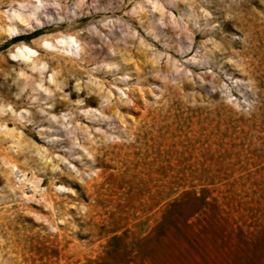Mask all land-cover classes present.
I'll list each match as a JSON object with an SVG mask.
<instances>
[{
	"label": "rangeland",
	"instance_id": "obj_1",
	"mask_svg": "<svg viewBox=\"0 0 264 264\" xmlns=\"http://www.w3.org/2000/svg\"><path fill=\"white\" fill-rule=\"evenodd\" d=\"M31 1L39 22L27 18L22 39L0 32V125L23 144L16 155V140L0 129V148L14 143L17 161L12 168L0 162V264H206L190 260L199 249L192 243L180 240L177 255L162 240L165 214L179 224L193 211L187 222L198 219L210 238L200 248L225 242L219 264H264V0H159L161 16L154 0H135L142 10L132 1L116 10L121 0ZM11 5L0 0L1 25L9 23ZM140 11L148 19L125 22ZM187 13L201 17L194 25ZM43 26L52 35L74 32L80 56L93 59L78 61V72L69 74L60 48L51 49L47 58L65 68L54 75L58 86L48 84V97L29 85L20 90L34 79L43 84V75L8 53L20 41L33 48L41 34L27 33ZM137 32L157 44L150 49L158 51L161 71L137 86L134 75L113 66L105 80L116 79L127 97L111 89L120 106L103 116L97 109L107 103L87 90L96 86L85 73L106 71L105 54L140 44ZM163 83L174 89L163 91ZM89 98L96 101L91 108ZM10 108H27L39 125L14 119ZM54 109L53 118L47 111ZM87 144L103 148L98 164L82 150ZM29 167L41 191L28 183Z\"/></svg>",
	"mask_w": 264,
	"mask_h": 264
},
{
	"label": "bare ground",
	"instance_id": "obj_2",
	"mask_svg": "<svg viewBox=\"0 0 264 264\" xmlns=\"http://www.w3.org/2000/svg\"><path fill=\"white\" fill-rule=\"evenodd\" d=\"M130 1H132V4L134 3L133 7H135V5H136V6H138V8H140L142 10V4L141 3H135V0H128V1L121 0L120 6H117L115 9L116 10L120 9L121 7L126 5V3H129ZM149 1H151V0H149ZM9 2H12V5L10 6L11 7L10 11L7 12V14L5 16L8 19L9 23H7V24L4 23L2 25L0 23V32L2 31V32H5V34L9 35L10 36L9 40L13 39L12 36H15V38L17 36V38L22 39V37H21L22 35L19 34V31H21L23 29V26L28 25L27 23H25L27 18L33 17V19L36 22H39L38 21L39 19H37V16H36L37 10L39 9V5H35L34 2H32L31 0H9ZM36 2H38L40 4V0H36ZM27 4H29L31 6L30 9L27 8ZM151 4H152L154 10L158 11L160 16H161L163 8H162V6H160L159 0L151 1ZM190 7L192 8V4H190ZM205 7H208V6H205ZM177 9H178V7H177ZM205 11L206 10L204 9V12ZM208 14H209V12L206 11L205 16ZM146 17L148 19L147 14L140 11V12H138L137 18L135 20L127 19L125 22L130 21L132 23H140L141 20L146 18ZM186 17L191 18L194 25H195L196 19L201 17V15H197L195 17L191 13H187ZM106 18L107 17L103 15L100 17L98 22L101 23V25H104V21L107 20ZM127 18H128V15H127ZM145 21H146V19H145ZM27 22H28V20H27ZM148 23H149L148 26L150 28L148 33L150 35L154 36V29H155L154 24L150 23L149 21H148ZM142 26H144L143 23H142ZM146 28H147V25L144 26V29H146ZM48 31H49V29H47L46 27L43 26L39 29H35V30H32L29 33H27V34H31V35L32 34H38V35L41 34L42 35V36L39 35L37 42L34 44L33 48L28 46V44H26L25 42L20 41L17 45H14L11 49L8 50V53L14 59L21 61L25 65V67H27L29 69L30 72L37 73L36 76L37 75L38 76L43 75V77H42L44 80L43 84L41 83L42 79H39L37 77L38 78L37 80L34 79V80H31L27 83H23L20 87V90H22L25 85H29L30 88L33 89L34 91L36 89H42L44 92L47 93V97H48L49 93L51 92V89L49 88L48 84H51V85L53 84V87H56L59 84V81L56 80V78L54 77L56 71H62V69L65 68V65H62V67H61L59 64L54 63L52 61V58H47V55H52L49 52L51 49L60 48L62 53H61V56L58 58L62 59V61L65 60L68 62V68L66 67L65 70L69 74H70V72H74V73L78 72L77 70L75 71L72 69V68H74V64H77L78 61H81L83 63V65H85V66L88 65L89 63H93V59L83 58L80 56L79 52L77 51V49L79 48V45L77 44V36L74 32L61 31V32H57V34H55V35H52V34L48 33ZM190 32L192 34H195L194 31H190ZM27 34H25V35H27ZM38 35H36V36H38ZM213 36L214 35L212 34L209 37L213 38ZM0 37H1V34H0ZM137 39L139 40L140 44L135 43L133 41L132 42L133 47H130L128 44H126L125 46H116L115 47L116 52L114 53L115 56H113V57H110V56L105 54L106 71H102L101 73L97 72L96 75L88 73V72L85 73L88 77L91 76L93 78V80L95 81V82H93V85L95 84V86H96V89H92V88H89L86 86L87 90L90 91L91 94L93 92V94L98 95V97H100V99L103 100L102 102L107 103L106 107L101 106L102 105L101 104L100 105L101 110L97 109V111H99V113L103 116H105V112L111 111V109H112V113H116L117 109L120 106V98H121L120 95H119V99H117V101H115V103L112 104L111 96L113 95V92L111 89L115 88L121 92L123 97H125V98L127 97L125 92L122 91L121 87H118L115 84L116 79L114 80V82H108L105 80V78H107L109 75H112V76L114 75L115 71L112 69L113 66L119 67V75H125L126 74L128 77L131 75H134L136 77V83L135 84L137 86L147 84L149 76L151 77L152 73H159L161 71V69L157 66L158 51L153 52V51H151L152 49H150L153 46L156 47L157 44L151 45V44L147 43V40L143 37L142 34H139V33L137 35ZM141 45H143L146 48L149 47L150 51L146 48H141ZM215 46H216L215 44H212V48H214ZM212 48H210L209 50H210V52H212L214 54V52L212 51ZM38 51L44 52V54L40 55L38 53ZM149 52L152 55V57L150 56L151 58H149ZM84 54H87L86 50H84ZM9 61H11V60H9ZM11 62H14V61H11ZM76 68H78V67L76 66ZM79 69H81V68H79ZM248 69L245 65L243 66V72L247 73ZM44 71L48 74V76H49L48 79L47 78L45 79ZM19 74H22V72ZM70 77H71V75H70ZM152 79L154 80L155 78H152ZM45 80H46V83H45ZM77 80H78V78H76V81ZM88 82L92 83V81H88ZM103 85L106 87V89H108V92L106 94L103 91ZM162 86L164 89L163 91H165V92H168L170 89H174V87L170 86L168 83H163ZM60 89H61V87H60ZM127 90H128V93L130 96L133 95L134 92H133L132 88L127 87ZM115 99L116 98H114V100ZM163 101H165V100H163ZM95 102H96L95 100H93L92 98H89V100L86 103L87 107L91 108L92 104ZM50 105H52V104H50ZM53 105L56 108L57 106H59V103L55 102ZM16 110H14L12 108H10V110H9L10 115H12L14 117V119L18 118V120H26L27 122H32L33 124L39 125L37 123H39L40 120L36 119V116L34 113H32V111L28 110L27 108H22V111L24 114H22L20 112H17V114H16ZM3 112H4V108H2V106H0V114H2ZM83 112L86 113L85 111H83ZM47 114L54 118L55 117V109L52 112L47 111ZM118 114H119V111H118ZM3 126H4V130H3L2 134L8 135L10 140L11 139L16 140L15 144L17 145L16 148L18 149V151L15 154L19 155L20 150L22 149V146H23L21 140L18 138V135H15L13 133L14 130H7L4 124H3ZM3 126L0 125V129H3ZM88 145H91V144H87L86 146H81L82 150L84 152H86V154L88 156L92 155L93 162L98 164L99 162H97L95 156H96V153L98 152V150L99 149L103 150V148L102 147L101 148H94L93 146H89L90 148H88ZM11 146L12 147L8 148V151L0 148V162L3 165H8L10 168L14 167L15 166L14 163L17 162L16 160H15V162L13 161L14 159L12 157V151H10V150L15 149V147H13L14 143H12ZM35 151H36V153H39V150L36 149ZM46 151H48V150H46ZM40 153H43V152H40ZM48 157H49V155L46 157V159ZM32 169H34V167L28 168V170L30 171V175H31L28 183L30 185H33L34 189H38L39 187L37 184V180L36 181L34 180ZM22 177H24L23 173H22ZM59 188L64 189V187L62 185ZM38 191H41V190L38 189ZM40 195H41V197L44 198V194L40 193Z\"/></svg>",
	"mask_w": 264,
	"mask_h": 264
},
{
	"label": "trees",
	"instance_id": "obj_3",
	"mask_svg": "<svg viewBox=\"0 0 264 264\" xmlns=\"http://www.w3.org/2000/svg\"><path fill=\"white\" fill-rule=\"evenodd\" d=\"M175 203L171 204L174 205ZM180 206H183V204H180ZM182 208V207H180ZM195 211L189 213L186 217H184L182 220H180V223L178 224L176 221L174 223L172 222H167V216L168 214H165L163 217V220H161V225H163V235H162V240L163 244L165 245L164 247L167 248V250H174L177 251V245L179 241H186L187 243H192V245H189L190 247L194 248H199V249H194V253L191 256L190 260L192 261L195 260L196 258H199L200 260L204 261L205 263L207 262L208 264H216V263H221L219 260H216V256L223 254V251L225 250V242L222 241L221 247L216 248L214 251H207L204 249L203 243L209 241L210 238H208V231L205 229L206 225L200 224V221L197 219L196 222H187V220L194 214ZM165 213H169L168 211ZM196 225V227H195ZM211 226V224H209ZM199 226V228H198ZM212 227V226H211ZM213 238H215L213 236ZM222 238V236H221ZM212 252V253H211ZM196 257V258H195ZM204 257V259L202 258ZM206 263V264H207Z\"/></svg>",
	"mask_w": 264,
	"mask_h": 264
}]
</instances>
